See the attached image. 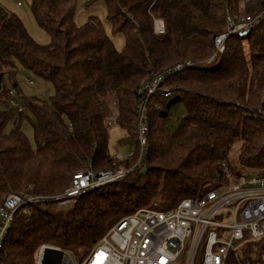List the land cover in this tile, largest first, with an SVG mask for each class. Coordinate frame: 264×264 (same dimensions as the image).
Returning a JSON list of instances; mask_svg holds the SVG:
<instances>
[{"label": "trees", "instance_id": "trees-1", "mask_svg": "<svg viewBox=\"0 0 264 264\" xmlns=\"http://www.w3.org/2000/svg\"><path fill=\"white\" fill-rule=\"evenodd\" d=\"M90 1L103 2L112 31L124 36L122 50L98 18L76 22L75 0H30L32 17L50 37L47 44L33 39L22 20L0 4V204L20 191L59 194L88 164L94 170L133 166L139 156L137 88L150 73L185 60L194 64L163 84L178 85L175 95L150 100L140 164L117 181L86 190L68 210L31 203L18 211L0 264H34L42 244L81 259L136 208H171L200 196L218 179L219 162L229 163L234 147L241 167H264V19L230 35L224 51L203 63L213 53L214 36L224 29L226 8L253 15L264 0H245V12L237 10L239 0ZM155 18L164 22L162 33L154 32ZM16 63L53 87L48 100H19L32 115L34 145L19 128L23 111L11 106L5 85ZM178 101L185 115L174 125L169 107ZM113 111L114 123L131 139V157L116 159L108 150L106 118ZM11 119L14 126L5 132ZM263 254L264 237L248 240L230 251L225 264H264Z\"/></svg>", "mask_w": 264, "mask_h": 264}, {"label": "built area", "instance_id": "built-area-1", "mask_svg": "<svg viewBox=\"0 0 264 264\" xmlns=\"http://www.w3.org/2000/svg\"><path fill=\"white\" fill-rule=\"evenodd\" d=\"M16 5L21 3L17 1ZM262 19L264 7L253 15L234 13L226 8L224 29L214 36L213 53L203 63H211L224 51L225 41L230 35L246 31ZM153 28L155 33H162L163 21L155 18ZM193 64L185 60L161 73H150L137 88L139 156L133 166L94 170L88 164L73 173L70 184L59 194L20 191L5 196L0 204V257L4 239L18 211L26 209L31 203L52 204L57 210H68L86 190L117 181L139 165L147 145L150 100L156 95L162 98L175 95L178 85L163 84L169 77ZM10 68L15 70V67ZM12 94L13 90H9L10 104L13 102ZM23 107L17 105L18 110ZM154 107L158 109L159 103L155 102ZM114 119L115 111L106 118V124L110 126ZM133 154L134 148L130 146L125 157ZM114 158L120 159L119 156ZM219 166L218 179L200 196L183 198L171 208H137L121 217L79 259L78 264H225L230 251L236 250L238 245L264 237L260 226L264 220V175L240 173L232 169L226 160L220 161ZM46 247L62 252L59 264H75V254L51 244L39 246L34 264L42 263ZM55 256L50 254L45 264H56Z\"/></svg>", "mask_w": 264, "mask_h": 264}, {"label": "rangeland", "instance_id": "rangeland-1", "mask_svg": "<svg viewBox=\"0 0 264 264\" xmlns=\"http://www.w3.org/2000/svg\"><path fill=\"white\" fill-rule=\"evenodd\" d=\"M16 1L18 0H0V4L1 6L5 7L6 10L13 12L22 20L27 32L33 39H35L36 41L42 44L49 43L50 40L49 35L36 24L34 18L32 17V14L29 9L30 0H19L22 4L20 6H16L15 4ZM244 1L245 0H239V9L237 10L241 12H245V10L242 9L244 5L243 4ZM75 6H76L75 20L78 24L85 23L90 16L98 18L102 23L106 34L112 40L115 48L117 50L123 49L124 36L122 33H114L112 31V26L109 20L105 16L104 4L102 1L92 2L90 0H75ZM187 68L188 67L184 69ZM28 80H31V83H28ZM13 82H15V87H13L12 85ZM5 85L8 89L13 90V94L11 95L13 102L11 103V106L14 107H17L21 97L22 98L38 97L41 98L42 100H48L49 97L53 94V87L51 82L37 76L36 74L32 73L26 68H23L18 63L15 64L14 75L12 77H5ZM22 111H23V116L19 120V128L23 132V134L28 138L30 143L34 145L32 128L30 127V123L28 120V118H32V115L29 114L25 108H23ZM14 113H15L14 117H16L18 115V111H15ZM24 115H27L28 117ZM184 115H185V106L181 101H178L169 107L168 121L176 125L178 119ZM12 120L13 119H11L4 127L5 132L10 131V129L14 126ZM130 146H131V139L123 129H121L115 123L108 126V150L111 156L113 157L119 156L120 158L126 156L130 149ZM236 152L237 149L234 147L232 148L229 155V163L231 164L234 170L249 175L250 174L264 175V167L258 170L241 167L238 163ZM147 207L148 206H141L138 208H147ZM260 226L264 230V220L260 222ZM76 253L79 254L80 256L83 254L81 249H77ZM200 253H201V248L199 249L198 256H200ZM263 258H264V254H263ZM196 261L199 260L196 259ZM74 263L75 264L79 263V259L77 257H74Z\"/></svg>", "mask_w": 264, "mask_h": 264}, {"label": "water", "instance_id": "water-1", "mask_svg": "<svg viewBox=\"0 0 264 264\" xmlns=\"http://www.w3.org/2000/svg\"><path fill=\"white\" fill-rule=\"evenodd\" d=\"M50 254H55L56 255L55 256V261H56V264H59V260H60V257L62 255V252L53 250L51 247H46L45 248L41 264H45L46 263V260H47V258H48V256Z\"/></svg>", "mask_w": 264, "mask_h": 264}, {"label": "crops", "instance_id": "crops-1", "mask_svg": "<svg viewBox=\"0 0 264 264\" xmlns=\"http://www.w3.org/2000/svg\"><path fill=\"white\" fill-rule=\"evenodd\" d=\"M104 12H105V8H104Z\"/></svg>", "mask_w": 264, "mask_h": 264}]
</instances>
